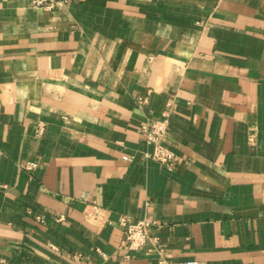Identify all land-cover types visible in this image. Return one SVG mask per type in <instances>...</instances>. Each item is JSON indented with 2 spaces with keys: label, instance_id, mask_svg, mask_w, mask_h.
Returning a JSON list of instances; mask_svg holds the SVG:
<instances>
[{
  "label": "crops",
  "instance_id": "crops-1",
  "mask_svg": "<svg viewBox=\"0 0 264 264\" xmlns=\"http://www.w3.org/2000/svg\"><path fill=\"white\" fill-rule=\"evenodd\" d=\"M163 259L264 264V0H0V264Z\"/></svg>",
  "mask_w": 264,
  "mask_h": 264
},
{
  "label": "built area",
  "instance_id": "built-area-1",
  "mask_svg": "<svg viewBox=\"0 0 264 264\" xmlns=\"http://www.w3.org/2000/svg\"><path fill=\"white\" fill-rule=\"evenodd\" d=\"M70 0H32L35 6L53 11L60 6L68 4ZM171 110L165 109L161 116L153 117L150 119L147 127L145 128L146 139L148 143L154 145L152 152L148 156L153 159L164 163L168 166H173L179 161V156L164 144V139L168 134L170 126ZM130 159V157L126 156ZM35 166L34 162H27L26 167L32 168ZM118 222L124 227L125 237L128 241L130 248L138 249L146 244L150 238V226L152 221L147 218L132 219L127 214H122L118 218ZM168 264H202L198 259H185V260H165Z\"/></svg>",
  "mask_w": 264,
  "mask_h": 264
}]
</instances>
